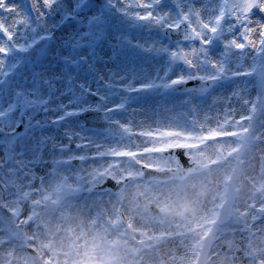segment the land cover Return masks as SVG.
Here are the masks:
<instances>
[{
	"label": "snow or ice",
	"instance_id": "snow-or-ice-1",
	"mask_svg": "<svg viewBox=\"0 0 264 264\" xmlns=\"http://www.w3.org/2000/svg\"><path fill=\"white\" fill-rule=\"evenodd\" d=\"M0 152V264H264V0H0Z\"/></svg>",
	"mask_w": 264,
	"mask_h": 264
},
{
	"label": "rangeland",
	"instance_id": "rangeland-1",
	"mask_svg": "<svg viewBox=\"0 0 264 264\" xmlns=\"http://www.w3.org/2000/svg\"><path fill=\"white\" fill-rule=\"evenodd\" d=\"M15 2L19 3L20 0H15ZM197 7H199V5H197ZM204 15L206 16V13ZM56 35H57V37H59V36L62 35V33L58 32ZM165 43H167V41H165ZM58 45H59V40H53L51 46L47 50V54H46L45 58L41 59L39 61V63L43 64V65L49 64V62L51 60V57L55 54V51L58 48ZM244 63L247 66V65L250 64V60L249 61H244ZM241 70H243V69H241ZM249 80H251V78H249ZM245 86H247V89H248V91L250 93V96H245L244 99H253V98H255V96L258 94V84H257V82L256 81L246 82V81H243V80H238L236 85H235V87H238V88H243ZM109 106H111V105H109ZM139 107L140 106L137 105V104H133L131 106L132 109H137V114L135 116H133L132 111L130 109L127 113H125L123 115H116L114 118L121 120V122L131 121L133 123L134 130H137L136 126L138 124H140V123H144V126H147L148 124L151 123V121L150 120H146L145 116H142V115L139 114ZM233 107L237 108V113H236V116H235L236 119H239L241 114H247L246 108L242 104L236 103L235 100L233 101ZM177 111H180V109H177ZM197 118L198 119H202V114H198ZM136 142L139 143L140 141L137 140ZM0 154H2V152H0ZM77 167H78V165H76V167H73L70 172L66 171V170H63V169L61 170V171H63L64 175L69 176V182H74L73 179H72V175L76 172ZM85 167H87V166H85ZM136 226H138V227L140 226L139 222H136ZM28 231L31 232V229H28ZM226 239H234L236 243H241L242 242V238H241V236L239 234H237L234 238L229 236V237H226ZM177 243L178 242L170 241V242H168L167 244L164 245V248L165 249L174 248V247H176ZM176 251H177V254H179V255L183 254V249H181V248H176Z\"/></svg>",
	"mask_w": 264,
	"mask_h": 264
},
{
	"label": "water",
	"instance_id": "water-1",
	"mask_svg": "<svg viewBox=\"0 0 264 264\" xmlns=\"http://www.w3.org/2000/svg\"><path fill=\"white\" fill-rule=\"evenodd\" d=\"M176 37H173V39H175ZM50 41H40L39 44L37 45V50L35 52H32L31 54V59H34L35 61H37L39 58H41L44 54H45V50L48 47ZM31 51V50H30ZM198 87V85L195 82H190L187 85V88L191 89V88H195ZM87 119L89 121H95L96 117H87ZM179 154V153H178ZM181 160L184 162V158L183 156H181ZM107 187L112 188L113 190H115L116 186L114 183H112L111 181H109L106 185Z\"/></svg>",
	"mask_w": 264,
	"mask_h": 264
}]
</instances>
